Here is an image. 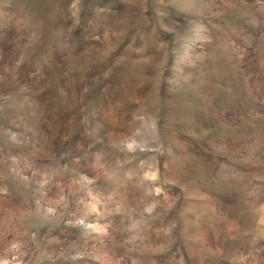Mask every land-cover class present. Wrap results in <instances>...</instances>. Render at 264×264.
<instances>
[{
    "label": "rangeland",
    "instance_id": "1",
    "mask_svg": "<svg viewBox=\"0 0 264 264\" xmlns=\"http://www.w3.org/2000/svg\"><path fill=\"white\" fill-rule=\"evenodd\" d=\"M0 264H264V0H0Z\"/></svg>",
    "mask_w": 264,
    "mask_h": 264
}]
</instances>
